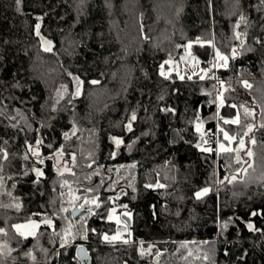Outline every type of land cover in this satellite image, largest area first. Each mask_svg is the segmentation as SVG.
<instances>
[{
  "label": "trees",
  "instance_id": "obj_1",
  "mask_svg": "<svg viewBox=\"0 0 264 264\" xmlns=\"http://www.w3.org/2000/svg\"><path fill=\"white\" fill-rule=\"evenodd\" d=\"M188 43L202 66L214 50L228 66L161 75ZM248 124L251 167L235 151ZM262 124L264 0H0V264H80L75 241L92 264H264ZM219 126L233 151H217ZM85 197L101 206L73 218ZM114 206L132 215L128 244L103 239L123 227ZM44 217L35 237L13 227Z\"/></svg>",
  "mask_w": 264,
  "mask_h": 264
},
{
  "label": "rangeland",
  "instance_id": "obj_2",
  "mask_svg": "<svg viewBox=\"0 0 264 264\" xmlns=\"http://www.w3.org/2000/svg\"><path fill=\"white\" fill-rule=\"evenodd\" d=\"M37 31L39 32L38 29H36V32ZM39 38L41 40V44H42V47L44 49H46V48L52 49V42L50 40H48L47 38L43 37L40 33H39ZM192 45L193 44H191V43L187 44L186 50H185L184 54L179 58V60L169 62L170 63V68L168 70H163L164 76H169L172 73H176L180 79H185V78H190L191 79V78H194V77H198V78L203 77V78H205L207 75H209L210 71L222 70V69H225L228 66V61H229L228 56L218 50L219 53L222 56L227 58V61L225 62V60L220 59V57L217 56V54H216L217 50H214V60H213V63L211 64V69L210 70L209 69H205L204 66L201 65L199 59L195 55L192 54ZM225 63H226V66H225ZM181 77H183V78H181ZM220 87L223 88L222 84H220ZM222 97L216 99L217 104H218L216 115L219 114L220 107H221L220 103H221V98ZM235 117L230 118V119H235ZM220 128H222V127L219 126V129ZM220 134H221L220 137L217 136L218 138L215 139L216 142H217V151L223 152L219 148V144H221V143L224 144L225 147H228V148L232 149V146L234 145L235 140L229 142L228 140L224 139V136H223L222 132ZM243 139L245 141V144H244L243 149L241 151H239V156L242 158L244 164L245 163L249 164L251 162V157H249L247 155V152L249 150H251V146H252V143H251L252 137H251L250 133L248 134V136H244ZM240 147L241 146H240L239 141H238V145L236 146V149H239ZM56 163H57V168H58V170L61 173L67 172L68 169H70L69 168L70 163L64 161L61 157H57ZM68 192L70 194H73L72 191H68ZM72 198L75 201L77 200L75 195H73ZM117 208L118 207L114 206V207H111L109 209V212L112 209H115V212L112 214L113 218L112 219L108 218V219L113 221V222H115V223H117L118 225L123 226V227H125V222L127 223L126 231H119V235L121 236V239H122L123 235L128 231V229H129V227L131 225L132 215H131L130 212H125V213H129L130 214L129 216L123 215L124 213L123 214H117ZM117 218H119V221H120L119 223L117 222ZM33 221H36L38 223L41 222V221H38V220H33ZM27 222L28 221L20 222V223H17V224H26ZM41 225H42V223L40 224V226ZM38 230H39V228L38 229H32L31 227L21 229V231H24L25 233L30 232V231H35L36 234H37ZM36 234H35V236H36ZM114 235H117V233L114 234ZM35 236H28V238L29 237H35ZM109 237H111V236H109ZM73 243L78 245V246L88 244V242H86V241H75Z\"/></svg>",
  "mask_w": 264,
  "mask_h": 264
},
{
  "label": "snow or ice",
  "instance_id": "obj_3",
  "mask_svg": "<svg viewBox=\"0 0 264 264\" xmlns=\"http://www.w3.org/2000/svg\"><path fill=\"white\" fill-rule=\"evenodd\" d=\"M19 2H20V0H17V3H18V4H19ZM241 19H243V17H241ZM36 27H37V29H39V25H37ZM237 27H238V25H237ZM37 35H39V32H38V31H37ZM50 50H51L50 48H46V49H45V51H50ZM233 51H235V50H233ZM216 54H217L218 57H220V59L225 60V62L227 61V58L224 57V56H222V55L219 53L218 50H217V53H216ZM225 66H226V63H225ZM161 75H164L163 71H161ZM181 78H183V77H181ZM201 78L203 79V77H201ZM92 83H98V82H97V81H93ZM243 83H244L245 87H251V85H249V84L247 83V81H244ZM220 106H223V100H222V99H221ZM232 107L235 108L236 105H232ZM241 107H243V105H241ZM244 114H245V117L253 115V113L250 112V110H249L247 107L244 108ZM131 119H132V120H135V119H136L135 113H133ZM221 119H223V118L221 117ZM224 123H225V124H237V125H239V124L241 123L239 113H237L235 119H224ZM197 127H198V130H199V125H198ZM261 127H264V124H262ZM252 129H253V125H252V124H248V125H247V131L244 132V136H248V134L252 131ZM128 130L131 131V124L128 125ZM219 131L223 133L224 139H225V140H228L229 142H231V141H233V140L236 139L235 136H231V135H229V133H228L227 131H225L223 128H220ZM64 135H65V137L67 138V135H68V134L65 133ZM112 139L114 140V142H115V144H116V146H117V148H118V147L120 146V144L122 143V141H121L120 139L115 138V137H113ZM255 142H256L255 139L252 138V139H251V143L255 144ZM40 143H42V141H39V140H38V141H37V145H39ZM239 144H240L241 147H240L239 149H235V151L237 152V162H238V163L240 162L239 151H241V150L243 149L244 144H245V141H244L243 138H241V139L239 140ZM197 146L199 147V145H197ZM49 147H51V146L49 145ZM219 148H220V150L223 151V152H231V151H233V149L228 148V147H225L224 144H222V143L219 144ZM29 150H32V146H29ZM205 150H206V151H211L210 148H209V149H205ZM59 154L62 155V151H61ZM33 155H35V156L37 157V159L39 160L40 163H43V160L40 159V157H39V153H38V151H33ZM247 155H248L249 157H252V156H253V152H252L251 150H249V151L247 152ZM6 158H7V153H5V159H6ZM24 158L27 159L28 157L25 156ZM74 160H75V157H73V161H74ZM90 166H91V165H89V167H90ZM251 166H252V165L249 164V167H251ZM33 171L36 172L37 177L43 175L42 171L39 170V169H33ZM68 171H71V170L68 169ZM245 171H246V170H245ZM61 174H62V173H61ZM235 179H236V177H235V175H234V176L231 178V180H229V183H231L232 180H235ZM65 183H67V182L65 181ZM88 191H92V189H88ZM210 191H211L210 188L205 187V188L201 189L200 191L196 192V193H195V196H196L197 199H201L202 197L208 195ZM76 199H80V197H76ZM97 200H98V198H93V199L89 200L87 197H85V198H84V204H81L80 207H81V208H84L85 204H89V205H95L96 208H99L101 205H100V203L97 202ZM17 207H19V206H17ZM125 207H126V206H125ZM61 210H62V211H67L66 208H63V209H61ZM87 211H88L89 213H92V208L89 207V208L87 209ZM114 212H115V209L110 210V212H109V216H108L109 219H112V218H113V215H112V214H113ZM73 214H75V212H74ZM123 215H125V216H129L130 214H129V213H124ZM253 215H255V213H253ZM117 222H118V223L120 222V221H119V218H117ZM41 223H42V224H45V225H47V226H49V227H53V222H52V219H51L50 217H44L43 220H42L41 222H39V223L36 222V221H33V220H29L26 224H16V225H13V227L16 229V232H17V234H18L19 236L23 237L24 239H27L28 236H35V234H36L35 231H30V232L25 233L24 231H21V229L28 228V227H31L32 229H38V228L40 227V224H41ZM225 226H226V225H225ZM247 227H248L250 230L253 229V225H252L251 223H249V224L247 225ZM125 229H127V223H126V222H125ZM93 231H94V230H93ZM0 233H4V229L0 228ZM53 234H54V235H60V233H57V232H55V231H53ZM5 235H7V233H5ZM69 236H71L72 239H75V236L72 235V232H71V226H69V228H68L67 230H65V232H64V236L61 238V239H62L61 247H64L65 244L69 243V240H68V237H69ZM82 238L85 239V240L87 239V233H86V232H85V234L83 235ZM103 239H104L106 242H113V241H116V240H120V239H121V236L119 235V230H118V232H117V235H114V236L109 237L107 234H105L104 237H103ZM122 242H123L124 244H128V243H130V241H129L128 239H123ZM141 243H143V242H141ZM150 247H151V246H150ZM10 251H11V250H10ZM82 251H83L82 248H79V249H78V252H82ZM28 254L30 255L31 253H28ZM141 254L143 255V252H142ZM33 259H35V257H33Z\"/></svg>",
  "mask_w": 264,
  "mask_h": 264
},
{
  "label": "water",
  "instance_id": "obj_4",
  "mask_svg": "<svg viewBox=\"0 0 264 264\" xmlns=\"http://www.w3.org/2000/svg\"><path fill=\"white\" fill-rule=\"evenodd\" d=\"M90 205H85L84 208H77L72 211V217L77 218L79 217L84 211H86ZM75 212V214H73ZM43 220V219H42ZM119 231H125V227H119ZM82 248V252H78V249ZM76 257L79 260L80 264H92V258L87 250V247L85 245H80L76 250Z\"/></svg>",
  "mask_w": 264,
  "mask_h": 264
},
{
  "label": "built area",
  "instance_id": "obj_5",
  "mask_svg": "<svg viewBox=\"0 0 264 264\" xmlns=\"http://www.w3.org/2000/svg\"><path fill=\"white\" fill-rule=\"evenodd\" d=\"M204 68H205V69H209V64H206V65L204 66ZM216 86H217V88H216V97H217V98H220V97H222V88L220 87V85H219L218 83H217ZM125 211H127L125 207H119V208L117 209V214H123ZM123 239H128V240L130 241V235H129V233H125V234L123 235L121 241H122Z\"/></svg>",
  "mask_w": 264,
  "mask_h": 264
},
{
  "label": "bare ground",
  "instance_id": "obj_6",
  "mask_svg": "<svg viewBox=\"0 0 264 264\" xmlns=\"http://www.w3.org/2000/svg\"><path fill=\"white\" fill-rule=\"evenodd\" d=\"M216 99H218V98L216 97Z\"/></svg>",
  "mask_w": 264,
  "mask_h": 264
}]
</instances>
